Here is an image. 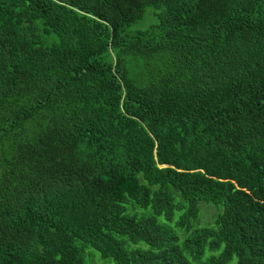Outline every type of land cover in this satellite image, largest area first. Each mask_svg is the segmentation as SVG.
Returning a JSON list of instances; mask_svg holds the SVG:
<instances>
[{
    "label": "trees",
    "instance_id": "1",
    "mask_svg": "<svg viewBox=\"0 0 264 264\" xmlns=\"http://www.w3.org/2000/svg\"><path fill=\"white\" fill-rule=\"evenodd\" d=\"M88 246L264 264V0H0V264Z\"/></svg>",
    "mask_w": 264,
    "mask_h": 264
},
{
    "label": "rangeland",
    "instance_id": "2",
    "mask_svg": "<svg viewBox=\"0 0 264 264\" xmlns=\"http://www.w3.org/2000/svg\"><path fill=\"white\" fill-rule=\"evenodd\" d=\"M152 8H148L147 12H150ZM155 20V19H154ZM153 21V17L147 13V15L138 20L133 24V28H139L144 27L148 25L150 22ZM202 205V206H201ZM200 205V214H199V225H210L212 223L209 222L211 217L216 214L217 208L211 204L207 205L206 203H201ZM213 220V218H212ZM218 251H215L214 253H217ZM210 252L206 250L205 255H208ZM235 257H233L231 260L227 262V264H234L235 263ZM85 263L86 264H115V262L112 259H104L101 257L99 251H97L95 248L88 246L85 249Z\"/></svg>",
    "mask_w": 264,
    "mask_h": 264
}]
</instances>
